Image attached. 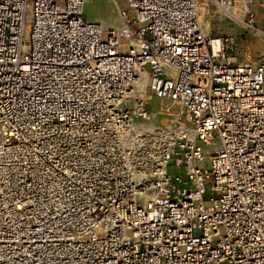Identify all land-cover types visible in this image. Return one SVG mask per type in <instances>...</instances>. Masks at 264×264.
<instances>
[{
  "label": "built area",
  "instance_id": "1",
  "mask_svg": "<svg viewBox=\"0 0 264 264\" xmlns=\"http://www.w3.org/2000/svg\"><path fill=\"white\" fill-rule=\"evenodd\" d=\"M127 4L0 0V264H264V52L201 21L264 0Z\"/></svg>",
  "mask_w": 264,
  "mask_h": 264
},
{
  "label": "rangeland",
  "instance_id": "2",
  "mask_svg": "<svg viewBox=\"0 0 264 264\" xmlns=\"http://www.w3.org/2000/svg\"><path fill=\"white\" fill-rule=\"evenodd\" d=\"M127 10V14L130 18H134V12L129 9L127 0H83L82 16L88 21L99 23L103 29H119L124 26V22L121 17V11ZM256 22L262 31H264V12L259 8H254ZM207 18L210 19L209 28L206 27L204 19H202V25L207 34L219 35L226 33H234L238 35L239 41L237 44V54L239 58L245 61L255 62L258 61L261 52H264V34H258L249 29L243 28L231 17L224 15V13L215 11L213 7H207ZM212 13V14H211ZM216 13V14H215ZM220 14L224 17L219 19ZM162 102L155 95H150L148 109L155 112L156 115L153 121L159 123L163 117L160 111ZM161 115H160V114ZM142 120L135 117L134 122L138 123ZM217 144V141H216ZM211 145H203V150H210ZM201 166L209 167V162L200 163ZM168 170L172 173H178L183 169L178 170L174 166H169Z\"/></svg>",
  "mask_w": 264,
  "mask_h": 264
},
{
  "label": "bare ground",
  "instance_id": "3",
  "mask_svg": "<svg viewBox=\"0 0 264 264\" xmlns=\"http://www.w3.org/2000/svg\"><path fill=\"white\" fill-rule=\"evenodd\" d=\"M206 11H207V7H204V8H203V11H202V13H201V18L204 19V23H205L206 27L209 28L210 19L207 18L209 14H207ZM211 14H212V13H211ZM215 14H216V13H215ZM233 14H235V15L238 16V17H240V16L242 15V13H241L237 8L233 10ZM218 18H219V19H223L224 17L220 14V16H218ZM238 24H239V23H238ZM239 25H240V24H239ZM240 26H242V25H240ZM242 27H243V26H242ZM243 28H245V27H243ZM256 33H258V34H264V32H262V31H259V32H256ZM248 62H250V61H248ZM256 62H257V60H256L255 62H251V63L254 64V63H256ZM146 82H147L146 75H145L144 73H140V78H139V83H140V84H139V86H140V89H141V90L144 89V86H145ZM159 114H160V113H159ZM160 115H161V114H160Z\"/></svg>",
  "mask_w": 264,
  "mask_h": 264
}]
</instances>
